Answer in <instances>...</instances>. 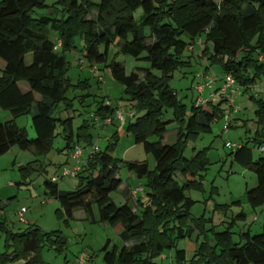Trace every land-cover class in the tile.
I'll return each instance as SVG.
<instances>
[{"label": "trees", "instance_id": "trees-1", "mask_svg": "<svg viewBox=\"0 0 264 264\" xmlns=\"http://www.w3.org/2000/svg\"><path fill=\"white\" fill-rule=\"evenodd\" d=\"M45 1L0 0V109L12 117L0 123V157L15 147L31 152L36 158L28 164L32 169L58 136L65 141V150L72 153L80 141L92 146L90 128L96 127L95 118L99 125L113 119L116 109L103 102H98L96 111L75 133L72 118L61 120L55 116L61 105L65 111L72 107L65 96L70 87L65 54L81 41L84 63L88 67L104 64L113 80L124 86L129 106L141 113L135 114L136 121L128 125L126 133L152 155L155 168L150 171L146 163H126L131 174L146 182V202L140 205V211L128 204L116 206L110 194L122 181L117 177L119 161L111 155L117 141V134L113 135L106 150L88 158L76 174L80 182L75 190L61 191L57 181L44 180V196L59 204L57 219L68 227L75 213L80 212L85 221L95 224L92 206L96 204L99 223L112 229L121 227L122 243L135 244L108 250L107 242L101 250L104 264H157L154 260L173 248L172 264H264V225L260 234L251 235L249 230L240 234L242 243L233 242L229 229L214 232L213 244L203 243L189 259L185 250L177 249L178 240L190 239L195 231L202 234L199 224L187 221L194 202L185 193V188H200L201 184L194 180L180 186L175 177H195L208 164L202 153L190 160L184 158V148L188 141L211 133L212 124L223 119V105L228 101L219 94L214 103L207 101L195 107L194 102L187 113L169 89L173 73L189 64L182 59L184 51L204 36L202 56L218 66L223 77H233L235 90L241 89L249 96L255 117L250 142L257 149L264 145V99L250 94L253 86L257 89L258 82L264 81V0H221L220 4L212 0H100L98 4L93 0H60L59 8H54L56 18H33L35 10L49 8ZM139 8L143 21L137 25L133 14ZM92 11L96 16L88 20ZM52 32L60 42L58 51L49 38ZM113 46L124 55L148 62L149 68L127 76L121 64L108 63ZM168 110L172 111L171 119H165ZM27 115H31L34 139L15 124L17 118ZM173 122L178 124L176 140L172 145H163L166 128ZM60 126L63 131L58 134ZM152 136L159 141L149 142ZM248 145L249 141L239 145L230 155L233 162L256 176V187L246 191L247 204L255 210L264 207V155L254 161ZM238 217L246 220L244 214ZM0 232L6 236V248H13L10 254H0V264H45L42 251L46 246L59 253L66 247L61 232L45 233L35 226L13 233L0 221Z\"/></svg>", "mask_w": 264, "mask_h": 264}, {"label": "rangeland", "instance_id": "rangeland-1", "mask_svg": "<svg viewBox=\"0 0 264 264\" xmlns=\"http://www.w3.org/2000/svg\"><path fill=\"white\" fill-rule=\"evenodd\" d=\"M60 0H46L45 4L49 8L37 9L33 12V18L43 16L56 18L54 8L58 7ZM220 4L221 0H212ZM99 3L100 0H93ZM59 8V7H58ZM134 21L140 25L143 21L142 9L134 12ZM96 12L92 11L87 17L95 18ZM145 33L148 30L145 29ZM55 38L53 32L50 34ZM204 36H201L191 47L187 48L182 59L189 64L176 70L170 81L169 89L176 93L177 98L185 105L187 113L190 112L194 102L200 97L198 86L203 85L201 98L209 100L211 95H215L217 102L219 93L216 87L222 86V81H218L221 70L218 66L212 65L210 61L202 56ZM199 41V43H198ZM150 44V43H148ZM76 49L66 52L68 62V71L66 76L70 80V87L66 93V98L72 104L71 108L64 110L63 105L57 111V116L61 120L72 118L74 133L77 128L83 124L84 120L89 119L90 115L96 111L98 102L107 103L111 108L119 109L125 113L129 108V102L124 94V86L113 80L108 69H104V64L96 65V73L92 74L91 67L87 62L80 65L82 59L83 43L76 41ZM145 57L143 54L142 58ZM84 61V60H83ZM117 62L124 67L125 74L140 73L149 68V63L144 60H135L134 58L119 52L117 46L110 48L108 53V63ZM101 75V79L99 75ZM141 74V73H140ZM158 74V73H155ZM210 78L209 89L208 79ZM85 81L87 85H85ZM259 85L261 99H264V81ZM260 84V82H258ZM258 84L256 88L258 89ZM213 86V87H212ZM255 89L253 86L252 90ZM233 104L240 108L237 121H231V127L228 132H224L226 122L223 119L212 124V131L208 134L199 135L197 138L187 142L183 156L190 160L196 154L202 153L208 161L205 170L200 171L197 176L187 175L184 179L177 174L175 179L182 186L184 183L198 180L201 187H187L185 193L194 203L190 208L187 221L201 226L202 234L195 231L191 238L178 240L177 249H183L186 258L189 259L203 243L213 244V233L224 232L226 229L232 234V240L235 243H242L241 235L247 230L251 235H257L262 232L264 225V207L251 209L246 201V191L256 187L257 180L253 171L243 168L232 161L231 149L228 145L239 146L249 141V147L252 149L253 160L256 161L260 152L257 147L250 142L255 133L254 125V107L250 103L249 96L243 94L232 95ZM227 102V101H226ZM225 102V103H226ZM134 104V103H133ZM229 109V107H228ZM136 116L141 113L135 110ZM172 118V111L168 110L165 119ZM12 119L8 111L0 109V123L8 122ZM136 118L127 119L126 125L121 126L118 122L114 124H101L95 128H90V134L93 137L92 146L87 147L84 141H80L78 146L82 149L83 158L88 157V153L93 146H97L100 151H105L106 147L112 141V136L117 134V141L111 151V155L119 161L117 177L122 181V185L128 189L136 188L139 185L136 177L133 176L125 167L126 163H146L148 169L153 171L155 162L151 154L144 152L141 145L134 142L133 136L127 134V127L134 123ZM18 128H24L30 139L35 135L31 127V115L22 116L15 120ZM165 142L171 144L176 137L178 124L173 122L167 126ZM62 126L58 127L56 133H62ZM155 136L149 138V142H158ZM76 143V134H74ZM65 141L58 136L52 144L51 150L40 157L36 167L29 169L28 164L36 158L31 152H22L18 148H13L7 154L0 157V221L6 223L7 228L13 233L24 232L29 224L35 225L42 232H61L66 239V247L63 252H55L46 246L42 251V258L45 264H75L76 258L83 254L86 258V264H104L101 250L107 240H110V249L114 246L122 248V240L116 234L115 229L104 227L101 224H91L85 220H73L67 227L62 221L58 220L55 211L59 209V204L44 196V180L57 178V181L63 191H73L80 182V177L62 176L64 171L72 170L75 161L65 150ZM264 146V145H262ZM26 168V169H25ZM25 169V170H24ZM141 182L146 184L144 180ZM13 186H9V184ZM52 201V202H48ZM111 201L116 206H122L127 203L124 192L118 189L110 194ZM145 199V195H143ZM47 203V204H46ZM129 204V203H128ZM133 207L139 211L137 200ZM94 215L98 217V208L96 204L92 206ZM142 210V207H140ZM24 211L23 219L19 217V212ZM244 214V221L238 215ZM6 236L0 232V254L12 253L13 248H6ZM90 246V247H88ZM175 249L165 250L154 261L157 264H172L174 261ZM7 264H25L24 261L8 262Z\"/></svg>", "mask_w": 264, "mask_h": 264}, {"label": "built area", "instance_id": "built-area-1", "mask_svg": "<svg viewBox=\"0 0 264 264\" xmlns=\"http://www.w3.org/2000/svg\"><path fill=\"white\" fill-rule=\"evenodd\" d=\"M59 46H60V42L58 41V45L55 46V50L57 48H59ZM189 49L192 50V47H190ZM83 64H84V61L81 60L80 65H83ZM96 70L97 69L95 66L91 67L92 74H95L97 72ZM98 75H99V78L101 79V75L100 74H98ZM211 83H212L211 81L208 82L207 86L211 87L210 86ZM222 83L223 84L219 89V94L227 97V101L229 103V108L231 111V113H227L223 117L225 122H226L224 132H228L229 128H230L231 117L235 116L239 112V107L234 106L233 101H231L229 96H228V91L235 89V86H236L233 77L231 75H225L222 79ZM197 89H198V92L200 93V97L196 99L195 104H194L195 107H200V106L204 105L205 103H207V101H211L213 103L216 102L215 101V99H216L215 95H211L210 99L207 101L201 98V95H202L203 89H204L203 85H199ZM104 105L109 106L107 103H105ZM134 116H135V109L133 106H129V108L127 109V111L125 113H122L119 109H116L114 111L113 119H114V121L118 122L121 126H123L126 123L127 119H132ZM113 119H107L105 121V123L111 124ZM94 122H95L96 126H99V120L97 118L94 119ZM227 148L231 149L233 152L236 149H238L239 146L228 145ZM258 151L260 152L261 155H264V146L259 147ZM98 152H99V148L97 146H93L88 153L87 159L90 158L92 155L98 153ZM82 155H83L82 149L79 146L75 147L74 151L71 153L72 159L75 161L74 167L72 168V170L64 171L62 173L63 177H65V176L75 177L76 176V174L81 170V167L84 165V164H82V160H81ZM52 181H57V178H54ZM9 186H13V185L10 183ZM137 191H142V189H138ZM133 194L135 195L136 191ZM23 214H24V211H21V212H19L18 215L20 218H22ZM86 262H87L86 258L83 256V254H81L76 258L75 264H86Z\"/></svg>", "mask_w": 264, "mask_h": 264}, {"label": "crops", "instance_id": "crops-1", "mask_svg": "<svg viewBox=\"0 0 264 264\" xmlns=\"http://www.w3.org/2000/svg\"><path fill=\"white\" fill-rule=\"evenodd\" d=\"M50 40L53 42V43H55V45H58V37L56 36L55 38H52V36L50 35ZM199 42V41H198ZM58 49L59 48H57L56 49V51H58ZM189 50H191V49H189ZM192 51V50H191ZM205 78V80L207 81V79H208V81H211L210 80V78H207V75H205L204 76ZM222 78H223V75L221 74V75H219V77H218V81L220 82V81H222ZM214 82L215 81H212V83L214 84ZM261 81H260V84H258V86L259 85H261ZM213 87V86H212ZM221 87V86H220ZM220 87L218 86V87H216V89L215 90H218V89H220ZM260 87V86H259ZM209 89H210V87H209ZM259 90H260V88H258V89H254V90H251L250 91V94L251 95H253L254 97H258V98H261V96H260V93H259ZM234 94H236L237 96H240V95H243L242 94V91H241V89H239V90H235V89H233V90H229L228 91V96H229V98H230V100L231 101H233V98H232V95H234ZM228 107H229V103H226L225 105H223V109H225V114H227V113H230V110L228 109ZM253 112H254V109H253ZM237 118H238V115L236 116V117H234V116H232L231 117V119L235 122V121H237ZM105 123V122H104ZM114 123H116V122H114ZM113 123V124H114ZM97 127V126H96ZM33 130V129H32ZM167 133V132H166ZM166 133H165V135H164V138H163V142H162V144L163 145H172L174 142H175V140H176V137H175V139L173 140V142L171 143V144H167L166 142H165V136H166ZM29 135V134H28ZM70 155H71V153H69ZM83 155H84V153H83ZM83 155H82V158H81V160H82V164H84L85 163V161H86V159L87 158H83ZM133 175V174H132ZM134 176V175H133ZM54 178H51V180H53ZM137 179V178H136ZM137 181L139 182V185L136 187V188H134V190L133 189H128V187H126V186H123L122 184H121V186L119 187V189L122 191V192H124V197H125V200L127 201V203L126 204H128L129 206H131L132 208H134L133 207V204H134V202L137 200V206H138V208H139V211H140V205H142V204H144L145 202H146V195H147V189L144 187V185H143V183L141 182V180H138L137 179ZM58 183V181L56 182V184ZM58 185V188H59V190H61V188H60V186H59V184H57ZM138 189H142V191H137ZM61 191H63V190H61ZM136 191V194L134 195L133 193ZM143 195H145V199H143ZM48 202H52V201H49V199H48ZM47 204V203H46ZM76 216H79L80 217V220H85V217H84V215H82V213H80V212H76L75 213V215H74V217H75V219L74 220H78L77 218H76ZM93 216H94V219H95V224H101V225H103L104 227H108L106 224H102V223H99L98 222V217H96L95 215H94V212H93ZM22 217H23V215H22ZM23 219V218H22ZM22 223H27L29 226L27 227V228H29V227H31V226H35V225H33V224H29V222H24V220H23V222ZM120 231H121V227H117L116 229H115V232H116V234L119 236V233H120ZM107 242L109 243V247H108V250L110 249V240H107ZM106 242V243H107ZM105 243V244H106ZM133 244H135V242L134 241H132V242H128V243H123L122 245L123 246H121V247H129V246H131V245H133ZM88 247H90V246H88ZM116 247H118V246H116ZM119 248V247H118ZM186 254V253H185Z\"/></svg>", "mask_w": 264, "mask_h": 264}]
</instances>
